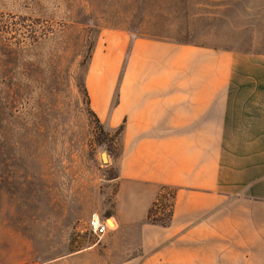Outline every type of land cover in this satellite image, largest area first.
I'll return each instance as SVG.
<instances>
[{
	"label": "crops",
	"instance_id": "obj_1",
	"mask_svg": "<svg viewBox=\"0 0 264 264\" xmlns=\"http://www.w3.org/2000/svg\"><path fill=\"white\" fill-rule=\"evenodd\" d=\"M112 31L120 49L111 63L95 54L87 90L102 124L124 127L116 228L70 250L40 172L1 167L0 264H264V55ZM164 187L166 227L148 222Z\"/></svg>",
	"mask_w": 264,
	"mask_h": 264
},
{
	"label": "rangeland",
	"instance_id": "obj_2",
	"mask_svg": "<svg viewBox=\"0 0 264 264\" xmlns=\"http://www.w3.org/2000/svg\"><path fill=\"white\" fill-rule=\"evenodd\" d=\"M119 28L132 39L264 55V0H0V168L40 172L42 202L55 200L62 227H72L70 250L96 245L90 220L114 210L122 147L103 140L85 91L95 54L98 63L116 57ZM167 188L153 220L169 222L176 190ZM41 211L47 217L48 205Z\"/></svg>",
	"mask_w": 264,
	"mask_h": 264
},
{
	"label": "trees",
	"instance_id": "obj_3",
	"mask_svg": "<svg viewBox=\"0 0 264 264\" xmlns=\"http://www.w3.org/2000/svg\"><path fill=\"white\" fill-rule=\"evenodd\" d=\"M85 94H86V97L89 101V107H90V116L93 118L94 122H95V125L101 130V134L103 135V140L107 139V138H111V141L116 143L117 139L119 138L120 134L122 133V131L124 130V127L122 126L120 129H118L116 131V133L112 136H110V134L106 133L104 128H103V124L102 122L100 121V119L98 118V116L95 114V112L92 110L91 108V105H90V97H89V94H88V91L86 90L85 91ZM165 190H167L168 188L167 187H164ZM173 195V199L175 198V193L172 194ZM153 210L154 208L151 209L150 213H149V217H148V220L150 221V223L152 224H158V225H161V226H168L170 224V221H171V217H172V214L170 215V219H169V222H159L158 220H153Z\"/></svg>",
	"mask_w": 264,
	"mask_h": 264
},
{
	"label": "built area",
	"instance_id": "obj_4",
	"mask_svg": "<svg viewBox=\"0 0 264 264\" xmlns=\"http://www.w3.org/2000/svg\"><path fill=\"white\" fill-rule=\"evenodd\" d=\"M110 219H101L95 220L94 218L90 220L88 224V228L91 233H93L98 238H102L108 232L113 231L115 227L110 226L109 224Z\"/></svg>",
	"mask_w": 264,
	"mask_h": 264
},
{
	"label": "bare ground",
	"instance_id": "obj_5",
	"mask_svg": "<svg viewBox=\"0 0 264 264\" xmlns=\"http://www.w3.org/2000/svg\"><path fill=\"white\" fill-rule=\"evenodd\" d=\"M95 220H98V219L95 218ZM109 224H110V226H112V227H115V226H116V224H115L112 220H109Z\"/></svg>",
	"mask_w": 264,
	"mask_h": 264
},
{
	"label": "water",
	"instance_id": "obj_6",
	"mask_svg": "<svg viewBox=\"0 0 264 264\" xmlns=\"http://www.w3.org/2000/svg\"><path fill=\"white\" fill-rule=\"evenodd\" d=\"M104 160H106V155L104 154Z\"/></svg>",
	"mask_w": 264,
	"mask_h": 264
}]
</instances>
